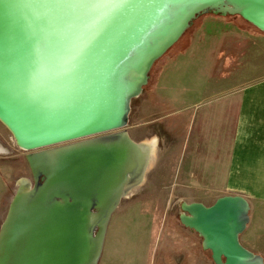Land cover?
<instances>
[{"label":"water","instance_id":"1","mask_svg":"<svg viewBox=\"0 0 264 264\" xmlns=\"http://www.w3.org/2000/svg\"><path fill=\"white\" fill-rule=\"evenodd\" d=\"M208 11L264 32V0H0V120L31 151L32 175L18 181L1 225L0 264L100 263L129 175L144 174L142 144L126 129L134 63L150 55L141 92ZM180 208L214 264H264L241 242L246 197Z\"/></svg>","mask_w":264,"mask_h":264},{"label":"crops","instance_id":"2","mask_svg":"<svg viewBox=\"0 0 264 264\" xmlns=\"http://www.w3.org/2000/svg\"><path fill=\"white\" fill-rule=\"evenodd\" d=\"M225 20L201 22L189 48L165 64L155 86L149 74L147 84L154 87L144 90L142 113L129 114V127L147 119L149 132L153 124H164L176 133L179 123L174 117L187 118L185 135L174 143L180 155L173 194L180 203L212 205L222 195L264 191V32L236 19ZM184 75H193L192 90L182 86L187 78L177 79ZM183 90L188 91L183 108L177 106L167 118H153L156 112L146 106L151 97L164 106L171 100L170 91ZM150 135L147 140L158 139L155 131Z\"/></svg>","mask_w":264,"mask_h":264},{"label":"rangeland","instance_id":"3","mask_svg":"<svg viewBox=\"0 0 264 264\" xmlns=\"http://www.w3.org/2000/svg\"><path fill=\"white\" fill-rule=\"evenodd\" d=\"M226 17L208 11L207 13H201L195 21L201 27L203 24L201 22L203 21L206 24H212L211 22L225 20L227 19ZM235 19L259 31L241 16ZM200 27L198 26L194 30L191 38H193ZM191 31L190 29V32L186 33L187 36L191 34ZM172 51L170 50L153 66L150 75L159 66L163 70L165 64L175 58ZM158 73L160 72L158 71L156 75ZM158 76L155 78V85L157 84ZM180 78L181 82L187 78L182 86L187 85V89L192 90L190 79L193 83V75L177 77L178 80ZM154 86L149 87L145 83L141 87V92L131 99L130 113L132 112V116L135 113H142L140 101L141 98L147 95L144 90L145 88L150 90ZM142 91L144 92L142 93ZM170 92L173 102L170 100L168 105H159L153 97L150 98V103L146 106L150 108L152 113L156 112L153 118L165 117V114L184 104L181 100L185 95H188V91L187 93L185 90ZM146 110L148 109L146 108ZM147 114L144 113V115ZM174 119H177L179 123L176 133L166 129L164 124H153L156 136H158L155 141L147 140V138H150V134L154 132H149V125L146 123L147 119H141L134 127H132L131 123H129L130 127L127 125L126 129L130 132L131 137L132 134L139 135H135L138 137L137 143L150 142L158 150L154 152L156 158L145 173V179L126 194L118 209L114 212L99 264H214L211 253L202 248V238L197 233L186 229L179 221L181 203L174 197L173 192L175 190L174 170L176 169L180 151H175L174 143L176 138L179 140L181 136L185 135L187 118L184 117V114H177ZM165 121L163 120L161 123ZM0 148L3 149V151H0L1 228L10 202L16 192L18 181L22 178L32 180V175L26 160L27 154L31 151H27L18 145L12 131L1 120ZM184 169L185 162H183V174ZM181 179L182 176L180 174L179 180ZM176 191H178V187ZM234 195L246 197L251 204V221L247 230L241 236V242L246 248L264 257V191L263 193L248 191Z\"/></svg>","mask_w":264,"mask_h":264},{"label":"bare ground","instance_id":"4","mask_svg":"<svg viewBox=\"0 0 264 264\" xmlns=\"http://www.w3.org/2000/svg\"><path fill=\"white\" fill-rule=\"evenodd\" d=\"M174 28L175 27H173V32H174ZM153 44H154L153 48L155 51L154 53H158L163 47V43L158 40H156L155 43ZM148 57H150V55L144 54L138 61L136 60V62L134 63L135 68L131 71L130 74L133 83V88L131 89L132 95H137L140 92L141 83L145 81V71L147 70L149 63ZM141 144L144 151V155L142 156L143 165L145 167L144 174L139 179L133 178L131 177L132 175H129L130 181L128 183L129 186L125 191L126 194H128L132 190V188L137 186L139 183H142V181L145 179V173L147 172V170H149V168L151 167V165L153 164L156 158L154 156V152L156 151L154 144L150 142L141 143ZM0 151H3V149L0 148Z\"/></svg>","mask_w":264,"mask_h":264},{"label":"trees","instance_id":"5","mask_svg":"<svg viewBox=\"0 0 264 264\" xmlns=\"http://www.w3.org/2000/svg\"><path fill=\"white\" fill-rule=\"evenodd\" d=\"M238 16H240V15H227V19H229V20H231V19H235V18H238ZM198 22H194V24H193V26H191L184 34H183V36L179 39V41L175 44V45H173L161 58H163L170 50H173L172 52H174V54H173V57L174 56H176V55H179V54H183V53H185L186 52V50L189 48V46H190V40H191V35L193 34V32H194V30L195 29H197L198 28ZM190 29L192 30L191 31V34L189 35V36H187V32H190ZM160 58V59H161ZM159 59V60H160ZM158 60V61H159ZM157 61V62H158ZM156 62V63H157ZM155 63V64H156ZM154 64V65H155ZM153 69V68H152ZM160 70H161V67L159 66V68H157L156 70H155V72H153L150 76H151V78H152V80H151V84L153 83H155L156 81H155V78L158 76V75H156L157 74V72L159 71L160 72ZM152 71V70H151ZM159 74V73H158Z\"/></svg>","mask_w":264,"mask_h":264},{"label":"flooded vegetation","instance_id":"6","mask_svg":"<svg viewBox=\"0 0 264 264\" xmlns=\"http://www.w3.org/2000/svg\"><path fill=\"white\" fill-rule=\"evenodd\" d=\"M25 150L30 151V150H28V149H25Z\"/></svg>","mask_w":264,"mask_h":264}]
</instances>
